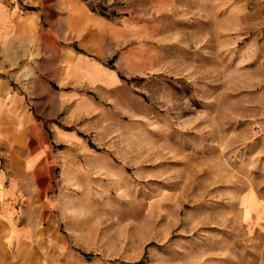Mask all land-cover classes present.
Segmentation results:
<instances>
[{
	"label": "rangeland",
	"instance_id": "obj_1",
	"mask_svg": "<svg viewBox=\"0 0 264 264\" xmlns=\"http://www.w3.org/2000/svg\"><path fill=\"white\" fill-rule=\"evenodd\" d=\"M82 1L134 20L120 51L148 65L118 51L116 83L80 89L61 77L59 32L33 54L0 26V129L29 116L21 145L38 167L15 176L20 224L37 233L35 262L19 264H264V0ZM48 19L37 37L56 33Z\"/></svg>",
	"mask_w": 264,
	"mask_h": 264
},
{
	"label": "crops",
	"instance_id": "obj_2",
	"mask_svg": "<svg viewBox=\"0 0 264 264\" xmlns=\"http://www.w3.org/2000/svg\"><path fill=\"white\" fill-rule=\"evenodd\" d=\"M3 6V3H0V26H2V30L13 31L18 36L19 43L23 38L22 43H27L34 48L33 54L38 52V47L46 43L51 45L53 36H57V32H59L62 41L60 63L65 69L64 74L61 75L62 78L71 76L76 80L74 82H76L77 88L81 89L82 87L87 90L92 89V91L116 83L118 73L110 69V66L107 65L108 60L111 63L118 51L126 46L135 24L134 20L128 17L109 18L98 14L82 0H48L38 10L14 8L8 13ZM43 16H48V20H53L57 26V31L53 33V28H51L45 32L44 29L45 35L37 37ZM47 54L44 55L48 56ZM118 59H116V63L118 61L120 65L125 67H128L129 63L130 65L139 63L147 69L148 64L143 59L135 58L133 53L127 49L120 51ZM74 94H78V92L65 93V97L68 100L69 98L73 99L75 98ZM86 102L93 104L90 98H87ZM0 119L2 118L0 117ZM18 121H7L10 123L8 131L6 127L0 129V137H3L7 132L12 164L9 168L12 179L8 185H6L7 174L0 168V264H19L21 256H26L28 262L31 260L35 262L37 254L36 230L31 232L30 228L26 229L20 224L22 208L20 201L24 194H21L17 187L21 180L15 176L34 175L35 177L38 167H33V157L28 154V148H23L21 145V143H28L30 140L29 126L31 125L29 123L31 119L27 116L28 125L24 132L17 128ZM20 164L23 165L17 166ZM33 182V185L30 186L29 184V189L26 190L28 200L32 202L35 201V190L33 189L36 183L35 178ZM29 207H32L34 211L36 209L35 203L28 204Z\"/></svg>",
	"mask_w": 264,
	"mask_h": 264
}]
</instances>
